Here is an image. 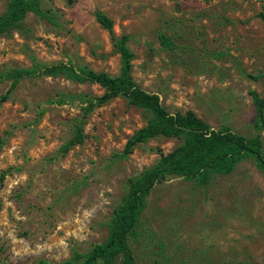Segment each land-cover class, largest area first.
I'll list each match as a JSON object with an SVG mask.
<instances>
[{
  "label": "rangeland",
  "instance_id": "374dc122",
  "mask_svg": "<svg viewBox=\"0 0 264 264\" xmlns=\"http://www.w3.org/2000/svg\"><path fill=\"white\" fill-rule=\"evenodd\" d=\"M97 11L129 35L131 76L166 112L257 133L249 92L264 100V0H39L0 36V264H58L103 243L128 180L180 144L158 136L122 156L147 114L123 96L86 110L104 90L70 73L121 67ZM129 243L137 264H264V173L245 159L207 185L169 177Z\"/></svg>",
  "mask_w": 264,
  "mask_h": 264
},
{
  "label": "trees",
  "instance_id": "16d2710c",
  "mask_svg": "<svg viewBox=\"0 0 264 264\" xmlns=\"http://www.w3.org/2000/svg\"><path fill=\"white\" fill-rule=\"evenodd\" d=\"M38 3L39 0H10L5 12L0 15V36L17 25L26 13L36 10ZM258 18L264 23L263 13H259ZM95 20L108 32L113 51L120 57L121 67L119 74L114 77L87 68L70 73L73 80L95 83L104 90L94 103L88 101L86 110L123 96L130 106L147 114L146 124L128 138L122 156L129 155L138 145L158 136L174 138L180 144L171 152L160 154L158 162L138 177L128 180L123 203L114 210L110 232L103 243L93 245L83 255L73 252L68 260L58 264H137L129 239L134 235L144 210L145 198L156 184L169 177H182L198 185H207L215 175L231 174L237 164L245 159L253 160L264 173V144L261 136L264 131V100L256 91L249 92L255 106L253 127L257 132L249 138L233 133L227 127L214 130L192 112L172 115L162 108L157 95L140 89L131 76L133 53L128 47L129 35H115L114 22L104 12L97 11ZM158 40L166 49L173 46L171 39L161 32ZM59 70V66L49 68L47 74L56 75ZM77 136L74 142H82L81 135ZM34 264L53 263L39 260Z\"/></svg>",
  "mask_w": 264,
  "mask_h": 264
}]
</instances>
